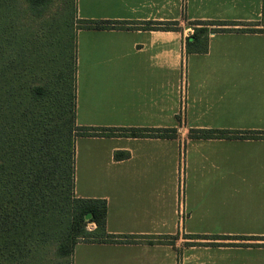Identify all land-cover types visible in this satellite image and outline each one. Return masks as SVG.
I'll list each match as a JSON object with an SVG mask.
<instances>
[{
	"label": "crops",
	"instance_id": "1",
	"mask_svg": "<svg viewBox=\"0 0 264 264\" xmlns=\"http://www.w3.org/2000/svg\"><path fill=\"white\" fill-rule=\"evenodd\" d=\"M263 2L75 0L80 21L127 23L77 34L80 52L85 43L96 64L79 68L76 125L110 134L79 139L113 145L105 194H75L106 200L107 232L137 238L79 243L74 264H264ZM157 23L178 31H157ZM221 23L229 25L207 26L227 32L211 33L206 53L187 52V39L205 27L194 24ZM100 80L103 91L93 88ZM179 83L185 105L178 119ZM181 125L186 134L157 138V127ZM133 129L148 137L120 136ZM199 130L241 134L189 133ZM157 157L169 164L157 165ZM180 186H189L184 208ZM218 186L253 187L233 188L240 198L222 200L226 190Z\"/></svg>",
	"mask_w": 264,
	"mask_h": 264
},
{
	"label": "trees",
	"instance_id": "2",
	"mask_svg": "<svg viewBox=\"0 0 264 264\" xmlns=\"http://www.w3.org/2000/svg\"><path fill=\"white\" fill-rule=\"evenodd\" d=\"M44 3L45 0H0V264H73L79 243H124V239L137 238L107 232L106 200L75 195L74 133L81 131L78 137L108 134L76 125L73 51L70 59L59 61L58 69L51 63L30 61L32 29L26 22L30 10ZM84 24L80 30H113L127 23ZM176 25L157 23V31H178ZM194 25L205 27L196 29L187 39L189 54L206 53L209 35L227 32L209 30L207 26L229 24ZM122 133L123 137H148L145 130ZM196 133L205 139L241 134L223 130ZM242 134L247 139L260 136L259 132ZM89 223L96 224V229L89 231ZM53 250L55 259L50 257Z\"/></svg>",
	"mask_w": 264,
	"mask_h": 264
},
{
	"label": "rangeland",
	"instance_id": "3",
	"mask_svg": "<svg viewBox=\"0 0 264 264\" xmlns=\"http://www.w3.org/2000/svg\"><path fill=\"white\" fill-rule=\"evenodd\" d=\"M78 7L75 5V0H45L43 5L30 10L28 15V28L32 29L30 31V38L32 42V53L30 61L32 63H51V67L55 66L58 69V64L60 60L70 59L72 57V51L76 59V96H77V75L79 73V68L84 71H90L95 67L96 60L86 54V47L84 43V48L80 52V47L78 45L79 38L77 34L81 28H85L84 21H80L77 13ZM176 28V27H174ZM92 31V30H86ZM85 38V35H84ZM89 38H86V43H88ZM79 53V55H78ZM105 57L102 63L106 66ZM81 60V63H80ZM81 64V65H80ZM109 65V64H107ZM36 68V67H35ZM95 72V71H92ZM104 79V83H105ZM101 86L102 91L104 89L103 80H100V84L93 85L95 90L99 89ZM176 105L178 115L176 118H180L179 114H183V108L185 105V94L183 86L178 84L177 94H176ZM174 96L171 98V102H174ZM97 98L93 100V103ZM180 116V117H179ZM157 130L162 132H157V138L172 137L187 133V128L185 125L181 126H162L157 127ZM172 130H175L173 132ZM172 131V132H171ZM198 131H190V134H198ZM93 134V133H91ZM97 134V133H96ZM124 133L120 136H124ZM81 131L76 130L74 133L75 137V191L81 195H102L105 194L107 187L105 186V177L109 170V160H110V148L113 145L111 142L103 140H90V139H79ZM109 135V134H108ZM106 135V136H108ZM162 135V136H160ZM91 136V135H90ZM105 136V135H104ZM94 137V136H92ZM166 157V155H164ZM169 157V156H167ZM164 162L162 158L157 157V165H168L169 162L165 158ZM182 167H185L184 158L181 160ZM192 186H190L191 188ZM214 187V186H208ZM241 190H246L243 188L253 187V186H218V188H223L225 192L229 194L225 195L222 193V200H236L240 197H235L231 192L233 188H239ZM189 186H180V200L182 202V208H184V198L186 200L187 190ZM74 191V192H75ZM247 191V190H246ZM76 195V194H75ZM251 196L248 197V199ZM183 216V214H182ZM89 220V218L87 219ZM89 231L96 229V224L89 223L87 225ZM50 257L55 259L54 250L51 252ZM74 264V260H73Z\"/></svg>",
	"mask_w": 264,
	"mask_h": 264
},
{
	"label": "water",
	"instance_id": "4",
	"mask_svg": "<svg viewBox=\"0 0 264 264\" xmlns=\"http://www.w3.org/2000/svg\"><path fill=\"white\" fill-rule=\"evenodd\" d=\"M88 218H90V216H89ZM88 218H87V219H88Z\"/></svg>",
	"mask_w": 264,
	"mask_h": 264
}]
</instances>
